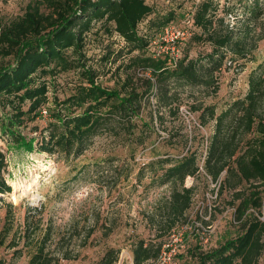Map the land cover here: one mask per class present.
Listing matches in <instances>:
<instances>
[{
    "label": "trees",
    "instance_id": "1",
    "mask_svg": "<svg viewBox=\"0 0 264 264\" xmlns=\"http://www.w3.org/2000/svg\"><path fill=\"white\" fill-rule=\"evenodd\" d=\"M218 11L214 0L196 4L189 13L193 22L189 38L191 44L209 43L210 52L196 58L187 52L173 64L168 56H155L150 49V37L139 31V24L154 13L147 0L31 1L23 15L0 28V137L6 140L9 149L37 150L65 163L77 160L95 136L105 133L113 135L123 146L136 149L143 145L151 130L144 112L153 95L157 97V109L151 108L148 113L154 121L162 107L173 114L179 110V104L175 105L177 92H171L174 85H207L208 90L214 87L212 92H216L219 86L214 73L223 68L226 60L242 69L256 60L255 51L264 39L262 1L253 0L247 8L249 15L232 26L226 19L228 10L224 16H219ZM174 18L173 10L156 15L150 20V27L159 31ZM97 22L104 34L115 32L126 43L121 48L125 52L122 55L128 57L121 64L125 76L116 88L99 80L100 69L86 50L87 37L96 33ZM114 53L103 54V63L116 62ZM68 72H75L78 79L71 92L61 98L56 90L57 78ZM193 107L201 111L203 125L216 120L205 162L208 174L218 181L226 171L224 183L233 189L243 181L264 182V63L251 71L246 96L219 115L213 105L200 103ZM42 118H46L44 126H32L37 136L24 133L25 126ZM251 132L254 135L247 137ZM113 157L106 161L111 162ZM147 164L163 169L159 173L155 170L152 181L169 184L171 190L165 199L168 223L164 231L157 228L160 236L165 231L171 232L191 207L194 188L186 186L185 180L195 176L200 166L195 152L175 159L158 158ZM6 170V154L0 149L2 203L3 196L12 192L4 175ZM247 200L237 207L241 215L249 206L262 212L260 194H251ZM13 208L9 202L5 223L0 228V249L13 231ZM151 219L154 222V217ZM26 220L27 231L32 228L28 239L35 237L29 264H54L57 258L46 252L49 236L40 240L36 237V226L33 228L30 223V214ZM162 245V241L154 239L135 242L134 264L152 263L161 254ZM11 246H17V242ZM263 250L264 220L254 216L245 221L243 231L236 237L211 250L194 251L192 256L194 264H258ZM119 255L118 249L110 248L96 264H117ZM4 263L0 257V264Z\"/></svg>",
    "mask_w": 264,
    "mask_h": 264
},
{
    "label": "rangeland",
    "instance_id": "2",
    "mask_svg": "<svg viewBox=\"0 0 264 264\" xmlns=\"http://www.w3.org/2000/svg\"><path fill=\"white\" fill-rule=\"evenodd\" d=\"M31 1L0 0V28L23 15ZM200 1L147 0L153 5L154 13L139 24L140 33L151 41L156 40L162 29H151L150 20L170 10L175 12L172 22L188 27L185 20ZM261 1L264 7V0ZM214 2L219 6V16H224L228 10L226 19L232 26L249 15L247 8L253 0ZM260 18L264 23V13ZM99 28L100 22H97L96 33L87 37L86 50L100 69L99 80L105 86L116 88L125 76L121 64L128 57L122 55L125 52L121 48L126 43L117 33L107 35ZM181 46V57L187 52L194 58L210 52L209 43L191 44V38ZM107 51H115L116 62L103 63L102 56ZM255 56L256 60L248 62L243 69L226 60L223 68L214 73L219 86L216 92H212L214 87L208 90L207 85H174L171 92H177L175 105L179 104V110L173 114L169 108L162 107L154 121L148 113L151 108L157 109V97L153 95L144 112L151 128L149 137L136 149L120 145L113 135L105 133L95 136L77 160L65 163L37 150L9 149L6 140L0 137V149L7 160L4 175L12 186V192L3 196V203L0 201V228L5 223L8 203L14 205L13 231L0 249L4 264L30 262L35 237H27L32 229L27 231L28 214L31 225L36 226V237L42 240L49 236L46 252L57 258L54 264H96L110 248L120 251L117 264H134L133 246L140 239L163 242L159 259L150 264H194V251H208L236 237L249 218L259 216L264 220V182L243 181L233 189L224 183L226 171L218 181L208 174L205 162L216 120L203 125L201 111L193 107L200 103L213 105L219 115L237 99H243L249 90L251 71L264 63V39L259 42ZM77 79L75 72L58 76L56 90L61 98L71 92ZM35 124L44 126L46 118L30 122L23 128L24 133L37 136L38 132L32 130ZM253 135L251 132L247 137ZM187 152L197 154L200 166L195 176L185 180L186 186L194 188L192 205L171 232L165 231L159 236L157 228L164 231L168 223L165 199L171 190L169 184L159 185L152 181L155 170L159 173L163 169L147 163L158 158L175 159ZM109 156H114L111 162L106 161ZM254 193L262 197V212L249 206L241 215L238 205ZM153 217L154 222L151 221ZM13 242H17V246H11ZM258 264H264V250Z\"/></svg>",
    "mask_w": 264,
    "mask_h": 264
},
{
    "label": "built area",
    "instance_id": "3",
    "mask_svg": "<svg viewBox=\"0 0 264 264\" xmlns=\"http://www.w3.org/2000/svg\"><path fill=\"white\" fill-rule=\"evenodd\" d=\"M185 21L188 27H180L174 22H170L162 28L158 38L150 44V49L155 56H168L173 64L177 63L181 58L179 56L181 52L180 47L182 48L183 41L190 37V28L193 26L191 16H188ZM187 112L189 113V111ZM44 113L46 114L47 111L44 110Z\"/></svg>",
    "mask_w": 264,
    "mask_h": 264
},
{
    "label": "bare ground",
    "instance_id": "4",
    "mask_svg": "<svg viewBox=\"0 0 264 264\" xmlns=\"http://www.w3.org/2000/svg\"><path fill=\"white\" fill-rule=\"evenodd\" d=\"M16 188V187H15ZM16 192V189H15V191L12 193V194H14Z\"/></svg>",
    "mask_w": 264,
    "mask_h": 264
}]
</instances>
